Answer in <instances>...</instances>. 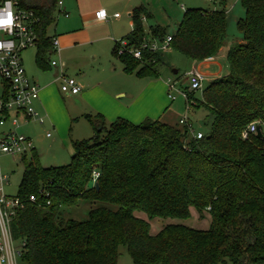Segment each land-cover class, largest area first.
Returning <instances> with one entry per match:
<instances>
[{"label": "trees", "instance_id": "16d2710c", "mask_svg": "<svg viewBox=\"0 0 264 264\" xmlns=\"http://www.w3.org/2000/svg\"><path fill=\"white\" fill-rule=\"evenodd\" d=\"M1 1V0H0ZM58 0H16L38 19L35 63L49 68ZM245 17L237 22L242 41L225 53L228 71L211 79L200 99L189 92L191 106L212 116L208 134L195 138L187 126L145 118L139 123L102 114H86L92 136L72 141L70 161L42 166L34 148L16 196L22 207L11 222L13 237L25 242L24 264H117L124 247L133 264H264V0H240ZM127 47L147 41L143 5L131 9ZM227 16L222 9L189 8L169 47L191 61L216 57L224 46ZM150 40L167 35L150 27ZM125 72L154 73L161 59L142 51L136 59L118 55ZM196 102V103H195ZM261 136L242 133L250 123ZM97 184V187H96ZM34 194L36 201H29ZM81 200L116 206L88 210L83 221L63 218L66 207ZM209 216L206 229L167 223L151 233L147 219Z\"/></svg>", "mask_w": 264, "mask_h": 264}, {"label": "rangeland", "instance_id": "374dc122", "mask_svg": "<svg viewBox=\"0 0 264 264\" xmlns=\"http://www.w3.org/2000/svg\"><path fill=\"white\" fill-rule=\"evenodd\" d=\"M63 2H65L70 16L68 18L63 17L58 12V7H56L54 20L47 28L49 36L53 35L54 29L60 36H69L72 29L80 27L78 21L80 15L95 8H104L109 15L117 12L120 18H110L106 25L96 26L85 31L83 38L78 39L79 45L62 47L59 57L51 54L47 56V59L58 60L60 58L61 61L68 63L66 70L68 74L65 73L74 77L77 82L78 77L83 75L88 81H105L103 86L107 84L121 85V89L132 95L133 99L141 96V105L140 107H133V112H146L148 110V117L156 116L160 121L172 125L177 124L178 119L187 114L194 132L200 131L205 135L210 132L213 119L205 108L190 106L186 110V99L177 90L172 91V94L176 95L174 101L163 100V96L167 94L166 86L163 85L164 82L167 83V80L171 79L176 82L177 86H186L188 82L187 74L194 67H197L196 63L169 48L164 52H159L161 59L155 64L154 73L138 75L136 71L127 73L123 70L122 63L113 53V49L117 42H121L130 34L132 22L128 13L136 6L143 5L148 12V16L143 19V27L148 36L147 41L150 40V27L158 25L164 28L165 33H174L186 9L212 10L224 8L228 15L227 36L224 46L209 67L202 68L201 65L202 71H205V74L211 77L210 79H214L215 76H223L228 71L225 59L227 48L229 45L238 42V40H242L237 22L245 17V10L240 0H63ZM35 53V46L28 47L21 52L25 71L30 78L33 77L40 85L41 83L52 84L56 95L52 94L49 99V113L46 110V112H42L43 116L45 115L42 124L35 121L19 122L17 130L30 138L32 147L42 166L64 165L70 161L72 141L92 136L93 130L85 118L86 114H82L80 112L82 110L78 105L72 99L65 97L60 91V81L57 80L56 67L52 70L41 68L40 70L35 63ZM93 56L95 57L93 58ZM74 60H79L78 65L73 63ZM210 79L206 78L201 89L195 90L197 99L201 98L202 91L208 85ZM149 81L153 90L146 89V83ZM133 99L119 98L123 102H130ZM157 111H159L158 114ZM68 113L70 116H68ZM104 119L106 124L110 123L107 118L104 117ZM52 125L55 126V129ZM47 132L50 133V137L46 136ZM262 132H264V128H262ZM25 156L26 160H29L31 152H28ZM23 170L24 162L20 158L0 154V174L7 175V183L4 185L5 194L9 196L17 194ZM104 205L112 209L116 208V206L106 202L81 200L77 205L64 208L62 216L65 219L73 218L83 221L87 218L89 209ZM192 210L191 216L185 220L160 217L148 219L145 213L141 211L136 212V214L149 221L151 233H156L167 223H183L195 229L208 228L209 216L205 214L203 218H198L195 210ZM17 264L24 263L18 260ZM117 264H133L124 247L120 248ZM225 264L231 263L227 261Z\"/></svg>", "mask_w": 264, "mask_h": 264}, {"label": "built area", "instance_id": "2783aa9c", "mask_svg": "<svg viewBox=\"0 0 264 264\" xmlns=\"http://www.w3.org/2000/svg\"><path fill=\"white\" fill-rule=\"evenodd\" d=\"M62 0L57 1V6L61 8ZM13 14V24L0 25V154L18 157L26 155L32 147L29 137L19 133L17 128L19 122L27 123L35 121L39 124L44 122V116L41 115L34 106L39 98V86L26 73L22 63L21 52L32 46H36L38 35L36 24L38 19L33 11L24 10L16 4V0L0 1V17H6L7 13ZM65 16L68 14L63 12ZM98 20H107L109 14L104 8H99L94 12ZM118 17L119 13L112 14ZM173 34H167L162 40L144 41L139 47H127V42L122 40L116 43L115 51L118 55L127 52L132 57L140 59L142 51L164 52L168 50L169 42ZM51 49L48 55H59V42L56 37L51 39ZM50 65H60L58 79L60 81L59 89L63 94H77L81 90L80 84L74 77L67 75L63 69V63L60 59H48ZM186 86H177L174 80L168 79L165 83L167 98L174 101L176 95L172 94L177 90L186 99V110L191 106L189 92L201 89L205 80L204 75L196 69H192L188 74ZM178 123L187 126L188 133L195 138H200L203 133L194 132L191 128L187 114L178 119ZM256 124L250 123L247 130L242 133L243 138L248 133H256ZM46 136H50L47 132ZM7 183V175L0 174V263L17 264L21 261L25 242L13 237L11 231V222L16 212L22 207V201L18 196H9L4 192V185ZM29 201H36L34 194L29 195Z\"/></svg>", "mask_w": 264, "mask_h": 264}, {"label": "crops", "instance_id": "0c3cea01", "mask_svg": "<svg viewBox=\"0 0 264 264\" xmlns=\"http://www.w3.org/2000/svg\"><path fill=\"white\" fill-rule=\"evenodd\" d=\"M98 9L99 8H95V9L83 12L80 15V17L78 18L80 27L72 29L69 36H66V35L60 36L59 34L56 33V29H54V33L51 37L57 38V40L59 42L60 51L62 50V47H65V46L67 47V45L71 46V47L73 45L74 46L79 45L78 39L80 37L83 38V35L86 33L85 31H88L89 29L96 27V26L106 25L109 22L110 18H112V19H119L120 18V15L118 17H113L111 14V15H109L107 20H98L94 16V12ZM130 11L128 14H130ZM58 12L60 13V15H62L65 18H68L70 16V12H68V10L66 8V4H65V2H63V0H62L61 8L58 7ZM63 12H66L68 15L65 16L63 14ZM226 16H228L227 12H226ZM130 26L132 27V24ZM167 34H173V33H167ZM241 41L242 40H238V42H241ZM60 51H59V53H60ZM58 57H59V55H58ZM94 57L95 56H93V58ZM215 58L216 57L207 58V59H204L203 61H200V62L192 61V62L197 64V67H194L193 69H196L199 72H201L204 75L205 79L206 78L210 79L211 77L207 76L205 74V71H202V68L209 67L210 64L212 63V61L215 60ZM61 62L63 63L64 71L67 73L66 70L68 67L67 66L68 63L63 62V61H61ZM78 62H79V60L78 61L74 60L73 63L75 65H78ZM22 63H23V61H22ZM201 65H202V68H201ZM54 67H56L55 69L57 70V72L59 74L60 65L52 66L49 64V68L45 69V70H52ZM208 74H210V73H208ZM215 77H218V76H215ZM31 79L33 81H35L40 88L39 98L34 103L35 109L41 115H43L42 112L47 111L49 113V110H48L49 99H50L52 94L56 95V91H54L53 90L54 88L52 87L53 85L50 83L49 84L41 83V85H40L33 77H31ZM57 80L59 81L58 76H57ZM42 82H43V80H42ZM78 82L81 86V90L77 94H72V95L64 94V96L72 99L78 105L80 110H82V111H80V112H82V114L92 115V114L100 113L103 115V117L107 118L110 122L113 121L114 119H116L117 117H123V118H126V119L130 120L131 122H135V123H139L142 120H144L145 118H150V117H148V112H149L148 110L146 112H139V111L133 112L132 111L133 107H135V106L140 107V105H141L140 102L142 101V97L137 96V97H135V99H133L132 95L127 94L126 92H124L121 89L122 88L121 85L107 84V85L103 86V83L105 81H103V80L88 81L85 79V77L83 75H80L78 77ZM163 85H165V82ZM110 88H112V89H110ZM146 89L153 90L150 81L146 83ZM120 90H122V91H120ZM114 95H116V97H114ZM165 96H163V100H165V99L168 100V98ZM122 97L132 98L133 100H131L130 102H123V101L119 100V98H122ZM158 112L159 111H157V114H158ZM68 116H70L69 113H68ZM157 116H159V115H157ZM160 116H161V114H160ZM151 119H157V117L152 116ZM52 127L55 129L54 125H52ZM50 136H48V137H50ZM0 264H2V263H0Z\"/></svg>", "mask_w": 264, "mask_h": 264}, {"label": "clouds", "instance_id": "9594fccd", "mask_svg": "<svg viewBox=\"0 0 264 264\" xmlns=\"http://www.w3.org/2000/svg\"><path fill=\"white\" fill-rule=\"evenodd\" d=\"M13 20V14L8 12L6 17H0V25H7L10 27L13 24Z\"/></svg>", "mask_w": 264, "mask_h": 264}, {"label": "water", "instance_id": "95a60500", "mask_svg": "<svg viewBox=\"0 0 264 264\" xmlns=\"http://www.w3.org/2000/svg\"><path fill=\"white\" fill-rule=\"evenodd\" d=\"M174 72H176V70H174ZM256 134H257L258 136H261V131H260L259 126H257ZM96 187H97V184H96Z\"/></svg>", "mask_w": 264, "mask_h": 264}]
</instances>
